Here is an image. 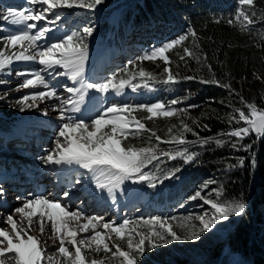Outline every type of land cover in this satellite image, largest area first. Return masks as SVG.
<instances>
[{"label": "snow or ice", "instance_id": "obj_1", "mask_svg": "<svg viewBox=\"0 0 264 264\" xmlns=\"http://www.w3.org/2000/svg\"><path fill=\"white\" fill-rule=\"evenodd\" d=\"M103 4L104 0H26L24 10L7 9L0 12V20L12 26L8 29L7 35L0 36V43L4 45L3 48H0V71L6 69L11 71L16 62H36L42 66L38 70H22L16 73L17 76L24 77L17 90L38 86H42L44 89L23 95L17 101L21 112L26 109L30 110L33 106L38 108L37 101L40 103L48 100L58 101V104L52 105V111L59 113L58 119L61 123L56 128L52 140L53 147L39 159L42 164L51 166L54 170L58 167L71 169L74 165L86 170L91 174L95 189L101 193L107 192V196L115 204L117 192L124 196L138 190L126 187V182L132 185L144 184L155 189L158 186L157 182L162 185L166 180L178 178L176 174L180 171L179 168L161 172L160 175L145 172L144 169L153 164V161H158L161 157L168 159L179 157L184 163H191L196 159V154L190 153L187 148L173 155L169 151L158 152L153 147L122 146L123 140L128 139L130 135H138V132L130 131L131 128L149 131L145 128L144 123L133 116L134 111L138 109L145 111L148 114L145 119H152L153 116L173 117L177 112H187V109L170 107L181 103V98H173L168 102L156 101L151 104L133 105L127 102H116L110 99V96L124 95L125 88H130L133 92L141 87L154 90L150 88L147 81L175 86L182 81L196 80L197 77L181 76L178 71L180 65L176 64L177 70H173V62L167 55L176 45L187 39L186 34L159 47H154L130 62L134 66L138 61H163V79H157L155 75L141 68L138 72V76L141 78L140 82H132L136 79L137 73H132L128 79L118 80L119 72L129 74V66L126 65L119 72L113 73L101 82L87 81L85 71L89 60L88 38L93 36L94 27L85 25L56 40H51L48 34L55 30L52 26L61 20L58 10L86 8L95 12ZM239 4L255 7L254 0H239ZM256 15L255 11L248 14L242 9H238L234 17L227 23L232 25L235 21H241L242 17L241 30H244L243 22H246L247 25H254L255 21L252 17ZM2 30L0 28V31ZM248 30L252 31L253 29ZM189 32L192 37H196L194 30L190 29ZM25 41H27V47L24 46ZM18 46L21 50L11 51L17 49ZM4 49H9L10 54L6 55ZM183 51L184 55L179 57L181 61L185 60V56L194 55L187 47ZM204 59L207 60L206 55ZM206 66L211 72V65ZM57 69L62 71H57ZM45 72L67 77L72 85H76L63 86L64 90L71 94L67 99L58 94L55 86L49 85L43 75ZM258 79L264 82V77H258ZM198 82L214 84L235 93L231 84L221 83L215 78V73H212L211 79L200 78ZM0 83H7V81H0ZM90 91L98 93L99 96H89ZM0 99H4V96H0ZM183 99H187V97ZM240 101L249 110L248 113H245L244 108L228 105L231 107V112L227 115L229 130L218 134L228 138L234 137L235 140L216 139L211 141V138L199 137V134L183 121H181L182 132L178 137L173 136L170 141H161L155 132H152V136H155L156 140L161 143L175 142L184 145L189 141L186 140L183 133L191 132L193 136L197 137L200 146H205L211 141L217 146L230 143L236 151H251L252 145L244 144L243 141L253 133L257 138H264V109L258 111L254 103L245 101L242 96ZM221 103L223 104V101ZM89 105L92 106L91 110L94 112L92 115H87L89 111L87 106ZM190 107H197V105ZM42 114L47 116V110H44ZM233 124L240 126L232 127ZM203 127L207 129L208 125L205 124ZM168 131L171 133L172 128H169ZM238 160L239 165L243 167L244 158L240 157ZM250 164L255 167L254 158ZM75 183L79 184L80 180L77 179ZM210 183H215V181L206 182L203 193L198 188L187 199L189 201L202 200L203 204L210 206L211 214L199 216L197 218L199 226L188 225L184 228L183 233L174 230L170 223L176 219L175 217H151L144 221V224L148 226V231L142 232L136 229L128 230L127 226L133 223L128 219L117 224L115 221H105L103 216H87L79 210L72 211L68 205L62 204L59 200H51L44 196L26 199L21 206L13 209L12 213L6 216L4 223L8 227L0 228V264H7L8 261H11V264H42V262L43 264H53V254L41 247L40 239L30 234L34 230L35 224L39 226L40 234L44 235L45 222H51L52 235L49 239L55 238L59 241L58 247L55 244L51 246L63 258L58 264H105V258L110 261L117 260L119 264H138L148 251L167 247L174 242H197L203 234L214 231L218 225L229 221L232 217L242 216L247 209V203L242 199H221L220 189L216 190L215 196L209 195L211 190L208 189V184ZM69 195L67 191L63 193L66 199ZM4 196L5 192L0 187V202L3 201ZM180 206L184 207V204L182 203ZM16 214H19L22 220H26L27 223L18 222L14 218ZM81 221L83 222L80 223ZM70 222H77L78 228L72 227ZM98 226L102 227L103 231H98ZM89 232L91 235L78 238L80 233ZM109 233L114 234L115 240ZM69 246L74 251H71ZM84 250L94 253L102 251L105 257L99 260L95 258L88 260Z\"/></svg>", "mask_w": 264, "mask_h": 264}, {"label": "trees", "instance_id": "obj_2", "mask_svg": "<svg viewBox=\"0 0 264 264\" xmlns=\"http://www.w3.org/2000/svg\"><path fill=\"white\" fill-rule=\"evenodd\" d=\"M118 1L104 0V4L99 7V17L104 19L114 10L118 11V38L123 42L124 49L126 47V51H131L129 59L120 68L129 66V74L116 71L119 72L118 80L128 79L132 73H137L132 82H140L138 72L141 68L157 79H163V61H138L134 66L130 62L152 48L186 34L187 39L167 55L173 62V70H177L176 64L180 65L178 71L181 76L197 77L196 80L182 81L175 86L147 81L154 90L145 87L137 90L140 92L147 89L145 92L148 97L146 101L131 102L133 105L181 98V103L170 107L187 109V112H177L173 117L153 116L152 119H145L148 115L145 111H134L133 116L144 123L149 131L131 128L130 131L138 132V135H130L123 140L122 146L153 147L158 152L169 151L173 155L187 148L190 153L196 154V159L191 163H184L179 157H161L160 160L153 161V164L144 169L145 172L160 175L161 172L179 168L180 171L176 174L178 178L166 180L162 185L157 182L155 189L138 184L136 186L139 193L155 197L159 204L168 202L178 206L206 182L215 181L208 184L215 195L216 190L220 189L221 199H242L247 203L245 214L232 217L217 226L222 231L221 234L212 231L203 234L197 242H174L167 247L148 251L138 264H264V138L257 139L255 134L245 138L243 143L252 145L251 151H236L230 143L217 146L211 142L216 139H236L218 134L229 130L227 115L231 112V107L228 105L244 108L245 113H248L249 110L241 104V96L245 101L254 103L257 110L264 109V82L258 79L264 77V0H254V8L240 5L239 0H123L117 3ZM238 9L248 14L255 11L257 15L252 17L255 24L247 25L243 22L244 30H241V17V21L229 25L227 21L234 17ZM190 29L196 32V37L191 36ZM2 47L3 43H0V48ZM185 47L194 55L185 56V60L181 61L179 57L184 55ZM205 55L207 60L204 59ZM209 64L211 72L206 66ZM212 73H215V78L221 83H230L235 93L214 84L198 82L200 78L211 79ZM184 97L187 99H183ZM191 105L197 107H190ZM15 111V103L0 105L2 119L11 120L10 126L16 117L9 119V116ZM181 121L197 132L199 137H208L211 141L200 146L197 137L191 132L183 133L189 141L184 145L175 142L161 143L152 136V132H155L161 141L178 137L182 132ZM205 124L208 125L207 129L203 127ZM169 128H172L171 133ZM0 130L13 132L8 127ZM192 141L197 142L191 143ZM240 157L245 160L243 167L239 165ZM253 158L256 161L255 167L250 164ZM165 217L176 218L170 223L178 233H183L188 225L198 226L196 212H174ZM148 219L150 217L133 218L129 228L147 232L148 226L144 221ZM233 255H237L238 259L234 260ZM102 257H105L102 251L94 253L86 250L88 260H99ZM105 264H119V261L105 258Z\"/></svg>", "mask_w": 264, "mask_h": 264}, {"label": "rangeland", "instance_id": "obj_3", "mask_svg": "<svg viewBox=\"0 0 264 264\" xmlns=\"http://www.w3.org/2000/svg\"><path fill=\"white\" fill-rule=\"evenodd\" d=\"M122 1L123 0H119L117 3ZM0 6H1L0 12H3L4 10L7 9L24 10L26 7V0H14V1L0 0ZM58 11L61 14V20L52 26L54 27L55 30L48 34L51 37V40H56L67 33L77 31L83 27V24L91 25L95 29L93 36L88 38L89 60L87 62L86 71H85V77L87 81L90 82L103 81L106 77L120 70L121 66L124 65L127 59H129L131 51H126L127 48L125 47L124 49L123 42H121L120 39L118 38V29L116 27L117 26L116 19L118 13L117 10H114L113 13L106 19L99 17L101 13L100 12L101 9L95 12L88 10L86 8L64 9ZM10 27L12 26L0 20V28L3 29L2 31H0L1 35L4 36L7 35L8 29ZM114 43H116V46L114 45ZM24 45L25 47H27V41L24 42ZM4 50L6 55L10 54L9 49H4ZM19 50L21 49L18 46L17 49H12L11 51H19ZM14 65L16 66V68L11 69V71L7 70L4 72V74L7 76L8 79L7 78L3 79V81H7V83H0V96H4V99H0V105L1 104L8 105L11 103L16 104V111L13 112L14 113L13 115L10 114L9 116V119H12V117H16L13 119L12 126L9 125V123H11V120L2 119L3 114L0 112V128L2 129L4 127H8L13 131L11 133H8L0 130V187L2 188L5 187L6 190L5 189L3 190L6 194L8 195L10 194V198L12 194L11 192H8V190L9 188H13L14 192L16 191L14 196L19 197V199L22 200V202L26 199H31L34 196H44L48 199H51L49 196L51 194L44 195V193H47V189L41 194L38 192H33V193L29 192L31 191L30 188H32L33 184L35 183V181L34 183H31L29 180L36 179L38 174L37 171L43 172L42 170H44L46 175L48 172L52 173V175L54 174L53 173L54 169L51 166H45L44 164H42L39 157L44 156L47 153V151L53 147L52 140L54 138L56 128L61 123V121L58 119L59 113L52 111V105L58 104V101L48 100L44 102L45 104L37 101L36 103L39 104L38 108L33 106L32 109L30 110L26 109L24 112H21L19 110L20 105L17 104V101L23 95H28L34 92L43 91L44 89L42 86H38L36 88H28V89L21 88L17 90L18 86L23 82L24 77L17 76L16 73L22 70H38L42 66L36 62H16L14 63ZM20 65L21 67H19ZM57 71H62V70L57 69ZM43 75L45 76V79L48 81L49 85L55 86L58 94L64 99H67L71 94H68L64 90L63 86L64 85L76 86V85H72L71 81L69 82L67 77L56 76L54 74H49L47 72L43 73ZM62 78H64L65 80H61ZM123 91H124V95L110 96V99L120 103L127 102L131 104V102L146 101L148 97L147 93L145 92L147 91V89L142 90L140 92L139 91L133 92L131 91L130 88H125ZM89 96L97 97L99 96V94L95 93L94 91H90ZM152 98L154 99V95L152 96ZM29 103H31V101H29ZM87 107L89 108L87 115L94 114V112L91 110L92 106L89 105ZM44 110H47L48 112L47 116H44L42 114ZM73 115H79V114H73ZM72 167H77V166L74 165ZM63 171L65 170H62V172ZM74 176L75 179L77 178L80 180L79 184L83 183L81 182V179H84V181L87 182L86 181L87 176L82 174V172H79ZM64 180L62 181L63 186L61 188V191L57 190L56 193L57 195L56 197L54 196L55 197L54 200H59L62 204L68 205L70 210L73 209L72 211L79 210L81 212V210H84L83 213H85L86 210L87 213L92 215L95 212V215L93 216H103L105 221H115L117 224L121 223L125 219L131 220L133 218H143V217L151 218L154 216L165 217L168 214L174 212H196L198 213V217L205 214H209V215L211 214L210 206L203 204L202 200L189 201L187 199L189 197L188 196L187 198H185L183 202L184 207H181L180 206L181 204L176 206L169 204L168 202H165L164 204L155 205V201H154L155 197H150V196L148 197L146 195L143 196L137 190V191L129 192L127 195H124L119 200L117 199L118 202L116 201L117 204L115 205L113 204L111 198L109 199L107 193L105 192L106 199L107 200L109 199L108 202H110V208H111L109 209L111 213L110 216L113 215L111 217H108L105 213L106 211H102L105 208H103L100 211L96 209L93 213L89 212L90 210H92V208L88 209L87 207H84L78 209V207H80L83 204L80 200L77 201V198L76 199L74 198L81 193L74 195L73 190L76 191L79 189L80 191L82 188L85 187L81 185L78 186V184L75 183V181L73 180L71 185L72 188L71 190H69L70 186L67 185L68 183L66 179ZM83 184L86 185V183ZM125 186L128 188L137 189L136 185H132L128 182L125 183ZM199 189H201L203 193V191H205L204 185H202V187H200ZM208 189L211 190L208 194L215 196L214 190L209 186ZM66 190L67 192H69L70 194L69 196L73 194L72 198L68 197L66 199L63 196V193ZM17 193L19 195H16ZM6 197L8 198L7 195ZM126 199L127 201L125 202ZM6 200L0 202L2 203L1 205H4V208L8 207L5 206L7 204ZM135 201H137L139 204L137 207L131 209V204L134 203ZM22 202H18V200L16 199L15 203L13 202L14 206H11L6 211V213H12V210L21 206ZM89 204L90 203L87 202L85 205L89 206ZM119 205L120 207L118 209L117 207ZM101 211L104 214H102ZM5 218L6 216L4 215L0 217V228H4L2 226L3 224L4 226H6V224L4 223ZM19 219L23 221L21 216ZM196 222L199 226L198 219H196ZM45 223H51V222H45ZM7 227L8 226H6V228ZM127 228L128 230L136 229L133 227L129 228V225L127 226ZM97 230L103 231L102 227L100 226H98ZM213 232H216L218 234L222 233V231L218 227H216V229ZM83 234L84 235H82V237H86L91 235V232L83 233ZM109 234L113 235V239L115 240L114 234L111 233ZM53 244H55L57 247L59 246V242H52L51 244L46 246L43 245L42 247L46 248L48 250V253L53 254L54 257L53 264H58V262L62 261L63 258L58 253H56L55 250L51 247ZM121 246L123 247L124 245L122 244ZM69 248L71 251H74V249H71V246H69ZM84 251L86 252V250ZM232 257L234 260L238 259L237 255H233ZM7 264H11V261H8Z\"/></svg>", "mask_w": 264, "mask_h": 264}, {"label": "bare ground", "instance_id": "obj_4", "mask_svg": "<svg viewBox=\"0 0 264 264\" xmlns=\"http://www.w3.org/2000/svg\"><path fill=\"white\" fill-rule=\"evenodd\" d=\"M25 46V45H24ZM17 65V64H16ZM19 67H21V65L19 66ZM49 80V79H48ZM61 80H65L64 78H62ZM60 80V81H61ZM69 81V80H68ZM70 82V81H69ZM71 84V83H70ZM45 104V103H44ZM42 107V106H41ZM59 169H61V170H59V172L61 171L62 172V170H65V171H67L68 169H66V168H59ZM40 170H42V169H40ZM43 172H39V171H37L38 172V174H37V177H36V179H31V180H29L31 183H34V181H35V183L33 184V187L32 188H30V190L31 191H29V192H31V193H33V192H38V193H42V192H44V191H46V189H47V193H44V195L45 194H51V195H49L50 196V198L52 199V200H54L55 199V197H56V193H57V190H59V191H61V188H62V181L64 180V179H66V181H67V185L68 186H70L69 187V190H71V188H72V182H73V180L75 179V176L74 175H76L77 173H79V171H76V172H73V174H72V177H69V178H66L65 176H62V177H59V178H57V174L55 173V171L53 170V175H52V173H50V172H48L47 173V175H46V173H45V171L44 170H42ZM50 174V175H49ZM82 174H84L83 172H82ZM24 176V175H23ZM55 178V179H54ZM77 179V178H76ZM65 181V180H64ZM83 183H86V182H83ZM78 184V186H84L85 188H82L80 191H79V189L78 190H73L74 191V195H77L78 193H81V194H79L78 196H76L74 199H76L77 198V201L78 200H81L82 198H84V200H83V202H82V204L83 205H81L80 207H78V209H81V208H84V207H87L88 209H90V208H92V210H90L89 212H91V213H93L96 209L98 210V211H100V210H102L103 208H105L104 210H102V211H106L105 213H106V215L108 216V217H111V216H113V215H111L110 216V210L109 209H111L110 208V202H108V200L110 199V197H109V199L107 200L106 199V193L105 192H103V193H101V196H102V202L100 201L99 203L98 202H95L87 193H86V191L87 190H90L91 188H89V187H87L85 184ZM44 184V185H43ZM42 185V186H41ZM50 187V188H49ZM52 188V189H51ZM3 189H5V187L3 188ZM67 189V188H66ZM6 190V189H5ZM65 190V189H64ZM13 191V192H12ZM67 191V190H66ZM8 192H11V198H10V194L8 195V194H6L5 193V196H4V198H3V200H6V199H8V198H10V199H8V200H6V202H7V204H8V207L7 208H4V207H2L1 206V204H0V217L1 216H7V215H9V214H11V213H6V211L11 207V206H14V203H15V201H16V199L18 200V202H22V200H20L19 199V197H17V196H14L15 195V193H16V191L14 192V189L13 188H9V190H8ZM26 192H28V191H26ZM71 192V191H70ZM82 193H84V194H82ZM24 194H25V192H24ZM6 195L8 196V198L6 197ZM16 195H19L18 193L16 194ZM13 196V197H12ZM55 196V197H54ZM72 196H73V194L71 195V196H69L70 198H72ZM17 197V198H16ZM123 196H121L120 194H119V192H117V199L119 200V199H121ZM118 200H117V202H118ZM129 200V199H128ZM127 201V199L125 200V202ZM14 202V203H13ZM87 202H89L90 204H89V206L87 205H85ZM85 203V204H84ZM115 204H117V203H115ZM114 204V205H115ZM138 202L137 201H135L134 203H132L131 204V209H133V208H135V207H137L138 206ZM119 207H120V205L117 207L118 209H119ZM94 209V210H93ZM73 210V209H72ZM83 211L84 210H81V212L83 213ZM101 211V212H102ZM108 212V213H107ZM85 215H87V216H93V215H95V212H94V214L92 215V214H89V213H87L86 212V210H85V213H84ZM101 214V213H100ZM102 214H104L103 212H102ZM18 222H23V223H27V221L26 220H23V221H21L19 218H20V216L19 215H15V217H14ZM83 221H81L80 223H82ZM70 225L72 226V227H74V228H78V223L77 222H70ZM4 228H6V226H4V224L2 225ZM35 232V233H34ZM37 232V233H36ZM30 234H33V236H36L38 239H40L41 241H42V244H41V247L44 245V246H46V245H49V244H51L52 242H59L57 239H55V238H53V239H49V237L52 235V232H51V223H45V234L44 235H41L40 234V232H39V226L38 225H35L34 224V230L30 233ZM82 235H84L83 233H80L79 234V236H78V238H80V237H82ZM46 242V243H45Z\"/></svg>", "mask_w": 264, "mask_h": 264}, {"label": "built area", "instance_id": "obj_5", "mask_svg": "<svg viewBox=\"0 0 264 264\" xmlns=\"http://www.w3.org/2000/svg\"><path fill=\"white\" fill-rule=\"evenodd\" d=\"M257 139H259V138H257Z\"/></svg>", "mask_w": 264, "mask_h": 264}]
</instances>
